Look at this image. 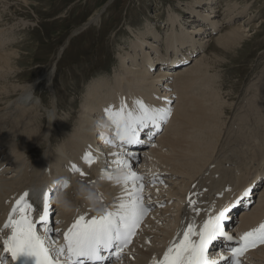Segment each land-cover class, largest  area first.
I'll use <instances>...</instances> for the list:
<instances>
[{
	"label": "bare ground",
	"instance_id": "bare-ground-1",
	"mask_svg": "<svg viewBox=\"0 0 264 264\" xmlns=\"http://www.w3.org/2000/svg\"><path fill=\"white\" fill-rule=\"evenodd\" d=\"M214 1L200 0L196 5L201 8L195 11H190L194 8L188 5L183 9L185 15L190 13L188 17L181 13L168 14L166 20L159 22L160 27L167 26L163 37L155 22L144 27V32H131L127 37L130 40L126 42L128 46L137 48L132 55L139 68L131 67L132 55L125 48L119 49L116 60L97 59L93 66L103 67L114 62L116 67L113 69L117 74L112 82L107 79L99 81L97 92L89 103L84 93L87 90H83L75 102L64 106L67 115L74 113L65 121L59 115L60 105H63L61 97L67 98V94L74 92V88H66V85L71 86L69 82L73 83L76 74L64 77V91L60 95L50 82L54 77L51 69L46 72L44 75L47 85H51L53 102L44 105L42 99L35 95L37 83L23 86L20 92L17 91L20 88L12 85L22 79L19 74L22 71L16 66L17 54L13 48L0 50V79H3L0 81V101L15 95L14 99L0 104V227L8 220L15 201L25 192L29 194L27 199L30 202L35 201V195L49 192L51 205L52 196L62 191L66 202H61L64 198L58 200V222L50 234L61 237L62 243V233L78 216L84 215L87 219L103 215L105 210L113 211L114 205L119 203L118 198L126 197L127 193L123 190V173L117 170L115 164L106 162L112 161V153L120 150L108 147L99 138L107 137L106 141L115 139L114 131L110 135L113 128L105 117V110L111 107L116 111L123 103L127 108L131 105L135 113L133 100H150L146 107L167 109L169 120L162 134L153 139L157 141L152 142V147L141 149L142 161L139 164L135 163L132 155L137 151L125 149V158L133 171L143 178L140 194L149 210L133 244L121 260L111 264H157L188 223H194L198 229L210 215L236 202L245 189H251V199L257 195L258 192L254 191L264 178V70L242 97L228 90L232 86L227 88L223 80L219 81L217 56L241 48L250 37V29L245 26L246 20L224 27L225 23H231L233 17L240 14V10L235 3H226L228 17L222 21L219 11L211 7ZM101 15L102 12L94 14L86 23H96ZM191 15L195 17L194 24ZM86 23L83 27L88 25ZM185 23L189 30L182 25ZM154 25L155 28H152ZM203 26H210L212 31L209 33L217 30L222 33L217 35V31L216 36L210 35L204 41L199 38L205 34ZM150 36L155 41L157 36L163 38L162 45H168L165 55L157 50L153 40L146 41ZM2 41L0 39V46ZM199 43L203 48L208 45L211 52L208 53L209 48L196 58L194 64L185 65L186 60L196 53ZM178 50L181 53L185 50L191 55L183 53L181 65L174 68L178 59H169L170 53ZM158 64L163 67L159 68ZM151 68L156 70L155 74L150 71L148 75H142L145 69ZM122 74L128 81L122 80ZM162 79L168 82L160 84ZM147 86L150 89L146 95L139 96L137 92L141 93V89ZM94 100L99 102L95 105ZM92 113H96L95 119ZM40 114L45 117L38 118ZM56 126H59L60 133L55 132ZM160 126H163L162 123ZM59 135L62 140L54 147L52 142ZM36 150L41 155L33 160ZM86 153H91L95 159L91 166L82 160ZM73 166L78 171H72ZM80 171L85 176L81 177ZM88 195L90 199L85 197ZM189 197L195 201V208L200 210L199 216L189 205ZM254 199L243 200L247 211L242 212L239 219L232 218L238 226L232 227L227 223L228 229L234 233L231 235L233 240L228 245H220L217 253L223 254L218 259L230 256V249L239 246L240 236L264 223V188ZM56 243L58 246L59 241ZM242 258L246 259L245 264H264V245L246 251Z\"/></svg>",
	"mask_w": 264,
	"mask_h": 264
},
{
	"label": "rangeland",
	"instance_id": "rangeland-1",
	"mask_svg": "<svg viewBox=\"0 0 264 264\" xmlns=\"http://www.w3.org/2000/svg\"><path fill=\"white\" fill-rule=\"evenodd\" d=\"M199 1L200 0H0V39L3 40V45L0 46V50L13 48V51L17 54L16 66L20 69L19 71H22L19 72L22 77L20 82H15V85L11 84L16 86V89L20 88L17 90L20 92L23 86L31 83L34 84V82L37 83L35 84V95L40 97L42 99L41 101L46 105L48 102H53V96L51 95V85H47V78L44 74L51 69L50 72L54 74V77L50 82L54 84V87L56 86L60 95L64 91V77L70 74H76V79L73 83L69 82L71 86L66 85V88H74V92L67 94V98L61 97L63 105H60L61 110L59 115L62 120H68L74 113L67 115L64 112V106L68 107L70 103L75 102L76 98L82 94L83 90H87V92H83L86 94L87 103H89L93 95L97 92V84L99 81L107 79L112 82L113 77L117 74V71L113 69L116 67L114 62L103 67L93 66L97 59L108 61L112 58V60H116L117 53L121 48H125L127 52L132 55L137 48H134L133 45H127V42L130 40L127 39V37H130L129 34L131 32H135L136 30V32L140 30L144 32L145 29L143 28L151 25L153 22L158 23L157 26H159V22L166 20L168 14H173V12L178 14L181 13L184 17H188L190 13L185 15L183 9L188 7V5L194 8L190 11L200 9L201 7H197L196 5ZM226 3H228V5L235 3L240 10V14L233 17L231 23L227 22L223 26H233L238 24L237 22L242 23L243 20H246L247 25L245 26L250 29L248 32V37H250L247 42L235 52L217 56L220 67L217 68L218 77L219 81L223 80L225 82L224 85H226L227 88L235 85L234 89L230 87L228 90L242 97L247 87L253 83L259 75L261 76V71L264 70V0H215L211 7L219 11L218 13L221 14L220 18L222 21H226L228 17V9H226L225 6ZM245 6L246 10L244 9ZM99 12H102V15L99 21L96 22L97 24L86 23L91 16ZM151 14L152 17L154 15L153 19H151ZM194 18L193 15L190 16L193 24L195 21ZM248 19L251 21L248 22ZM85 23L88 25L83 27ZM182 25L189 30V26H186V23ZM190 25H192V22ZM216 25L218 29H221L219 24ZM197 27L198 26H196V28ZM206 27L207 26H203L205 34L199 36V38H203L204 41H206L205 39H209L210 35L216 36L217 31V35L222 33L221 30L209 33L212 29L210 26H208V28ZM152 28H155V25L152 26ZM166 29L167 26L164 28L159 26L157 28L161 34L160 36L163 37L165 35ZM203 31L201 30V33ZM160 36L155 38L157 39L156 41L152 36L146 38V41L151 40L150 42H152L153 40V44L157 47V50L165 55L168 45H162L163 38ZM200 43L197 44V47L201 46ZM209 48L208 45H206V48H197L196 53L190 58V62L187 65L190 66L194 64L196 58L203 55L205 50H209ZM98 50L99 54L97 53ZM209 52H211V48L208 53ZM134 57L135 56L132 55L131 67L137 66L139 68L140 66L135 62ZM47 69L48 71H46ZM181 69L184 70V67H181ZM150 71L151 73H156V70L152 71L151 68L150 70L145 69L142 75H148ZM165 76L167 77L168 74L166 73ZM160 77L163 78L164 76ZM122 80L124 82L128 81L123 74ZM0 81H3V79L1 78ZM165 82H168V80L162 79L159 83L163 84ZM256 83L257 82L254 84ZM148 89L150 88L147 86L146 89H141V93L137 92V94L139 96H145ZM121 93L125 95L124 90H122ZM13 97L15 98V95L8 99L1 100L0 104L6 103L7 100ZM93 102L96 105L99 100H94ZM32 111L34 112V110ZM38 111L40 112V109ZM33 112H31V114ZM85 114L88 115L89 113ZM40 116L38 115V118L45 117L44 114H40ZM92 116L95 119L96 113H92ZM44 121H46V118ZM58 127L56 126L57 129L55 132L58 131L60 133ZM59 136L54 138L57 141L55 140L52 142L53 146L57 143L60 144L62 137ZM153 141L155 140H152L151 144L144 148V150H149L152 147ZM45 148L46 147H44L43 150H45ZM141 151L142 150H139L132 154L136 164L142 161ZM33 154V160H36L41 155L37 150L33 152ZM262 171H264V169H262ZM157 182L159 183L160 180ZM263 188L264 178L260 182V187L254 191L258 192L254 198L260 195ZM85 197L90 199L89 195ZM63 198L62 192H58L54 197L56 201ZM254 198L253 200H255ZM61 202L64 204L66 202L65 198L61 200ZM240 211V209L236 211L237 219L243 215Z\"/></svg>",
	"mask_w": 264,
	"mask_h": 264
},
{
	"label": "snow or ice",
	"instance_id": "snow-or-ice-1",
	"mask_svg": "<svg viewBox=\"0 0 264 264\" xmlns=\"http://www.w3.org/2000/svg\"><path fill=\"white\" fill-rule=\"evenodd\" d=\"M133 105L136 108L135 113L129 111L123 103L116 111L111 107L105 110V117L112 126L115 137L113 141L105 143L110 148L116 147L120 150L113 152L114 159L106 163L115 164L117 170L123 173V190L127 196L118 198L119 203L114 205V210H105L99 218L86 219L84 215L78 216L62 233L63 243L57 246L56 240L50 235L54 227L47 226L50 203L48 194H44L41 210L28 201L27 192L23 193L15 201L8 220L0 227V264H6L9 257L12 264H102L112 255L119 259L149 210L142 202L140 194L143 178L133 171L125 158V149L140 144L141 133L155 135V131L159 130L160 124L169 115L167 109L146 107L141 101H134ZM148 129L154 131L146 132ZM82 160L89 166L95 163L91 153H86ZM72 171L78 169L73 166ZM79 175L83 177L85 173L80 171ZM108 179L111 180V177ZM137 184H140V188H137ZM64 187L67 188L68 184L65 183ZM250 195L251 189H245L236 202L223 207L217 214L210 215L198 229L194 223H188L179 238L173 240L164 251L157 264H221L222 261L236 264L238 255L258 245H264L262 223L258 228L240 236L237 242L239 246L230 249V256H221L219 260L206 258V253L215 241L233 240L232 236L226 235L223 222L233 208ZM188 202L193 206L195 215L199 216L200 210L195 208V201L189 197ZM33 212L39 216L35 222L32 219ZM37 225L42 228L38 229ZM38 231L42 234H38ZM105 253L110 255L106 256Z\"/></svg>",
	"mask_w": 264,
	"mask_h": 264
}]
</instances>
